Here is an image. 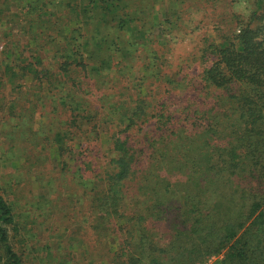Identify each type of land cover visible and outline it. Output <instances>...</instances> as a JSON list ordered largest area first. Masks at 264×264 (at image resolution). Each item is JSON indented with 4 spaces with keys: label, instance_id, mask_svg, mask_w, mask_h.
Masks as SVG:
<instances>
[{
    "label": "trees",
    "instance_id": "1",
    "mask_svg": "<svg viewBox=\"0 0 264 264\" xmlns=\"http://www.w3.org/2000/svg\"><path fill=\"white\" fill-rule=\"evenodd\" d=\"M162 2L0 0L24 9L27 37L0 70L32 92L0 158L16 173L0 184V264H66L75 224L86 264H264V0L247 21L226 9L185 57L187 11L214 0H165L154 21ZM49 225L56 248L37 241Z\"/></svg>",
    "mask_w": 264,
    "mask_h": 264
},
{
    "label": "rangeland",
    "instance_id": "2",
    "mask_svg": "<svg viewBox=\"0 0 264 264\" xmlns=\"http://www.w3.org/2000/svg\"><path fill=\"white\" fill-rule=\"evenodd\" d=\"M186 4L185 7H188L186 5H189V0H185ZM255 0H241L238 4L232 6V11L237 14L242 21H247L251 15V11L253 9L252 4ZM215 5H210L208 8L205 9V6L196 5L193 8L189 9L187 13H189V20L188 22L191 23L190 25L198 26V30L183 36L179 35L178 40L173 42L174 51L178 55H182L183 57L186 56L187 53H193L196 51H199L201 48L202 42L201 40L207 35L210 34L213 29V25L219 23L222 21L221 14H224L226 12V9H228V12L231 13V6L226 5L224 1H218L214 0ZM155 11H153V19L155 21V17L159 18V12L160 15L164 14L165 10L168 7V4L165 3V0L161 3V5L155 4L154 5ZM0 68L1 63L3 61H15L19 57V55L16 53V51L12 48L10 42L17 44L20 48L24 47L27 44V37L19 34L21 27L24 26L23 22V13L24 9H22L20 6L15 4H1L0 3ZM232 12V13H233ZM231 13V14H232ZM164 17V16H163ZM264 21V20H263ZM8 28L12 31H9ZM3 33H9L10 36L7 38L4 37ZM153 37L159 38L160 42L164 40V36H162L161 31L159 28H154L152 32ZM182 36V37H180ZM9 42V44H7ZM50 63V61H49ZM14 73L17 71L15 68L12 70ZM22 88L20 90H17L14 87H12V84L9 82V78L5 73H3L2 70H0V158L4 159L7 157L6 153L4 152L5 149L8 148V142L14 137L13 135H17V129L14 128L15 123L17 122L18 116L17 112H15L13 109L18 104L21 108L25 109L28 107V104L24 103L22 106L21 104L23 102L29 101L31 99V93H26L27 86H30V82H23ZM28 118L24 117L22 121V125H20V131L24 132L28 131L29 127H31L33 130H37V126L40 123L41 119L37 116L34 117L33 122L31 124H28ZM1 165V162H0ZM3 166H0V184H4L9 181H14L15 179L9 180L5 179L3 180L2 177L6 172H11L13 174L15 173V170L13 168V165H9L8 168H2ZM27 185L26 188H24V191H27ZM41 195L45 196L47 194L46 190L39 189L34 187L33 193H30L29 199H32L34 195ZM12 200V198H10ZM33 213L34 210L32 209ZM44 226V228H48V232L43 234L42 237H40L37 241L41 243L40 245H45L46 243L51 245L52 248H56L58 246L57 238L55 235H53L52 229L54 227ZM71 228L77 230V236L75 237L76 240L79 243L78 248L76 251H67L64 252L61 249L63 248V244L59 245V250L61 251L59 255L61 256V260L65 262L66 264H86L88 261L92 260V255L87 254V252H84L87 248H89L93 244L92 237L90 236L91 232L90 230L84 228L80 229L78 225L75 224V226H71ZM35 229V228H34ZM60 235H64L63 230L58 231ZM33 235L41 236V233H38V231L33 230V232H30ZM56 238V239H55ZM60 239V238H59ZM108 244L112 247L116 246V241L114 238H108ZM41 257H44V253H40ZM38 256V254H35ZM66 260V261H64ZM56 260H53L52 264L55 263ZM94 261V260H93ZM214 259L211 261H208L206 264H212Z\"/></svg>",
    "mask_w": 264,
    "mask_h": 264
}]
</instances>
